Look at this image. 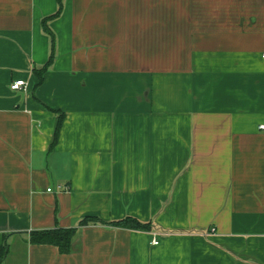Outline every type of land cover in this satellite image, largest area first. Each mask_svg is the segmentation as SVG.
Wrapping results in <instances>:
<instances>
[{
  "label": "crops",
  "instance_id": "obj_1",
  "mask_svg": "<svg viewBox=\"0 0 264 264\" xmlns=\"http://www.w3.org/2000/svg\"><path fill=\"white\" fill-rule=\"evenodd\" d=\"M263 54L264 0H0L1 264H264Z\"/></svg>",
  "mask_w": 264,
  "mask_h": 264
},
{
  "label": "trees",
  "instance_id": "obj_2",
  "mask_svg": "<svg viewBox=\"0 0 264 264\" xmlns=\"http://www.w3.org/2000/svg\"><path fill=\"white\" fill-rule=\"evenodd\" d=\"M37 74L39 76L38 84L43 80V68L41 70H37ZM61 123V119L58 121L57 129L59 128ZM101 222L98 219L93 218H85L81 220V225L88 224V222ZM105 223V222H101ZM108 225L116 228H125V229H132V230H140V231H151L152 223L151 222H143L139 221L138 219L132 216H126L122 219L109 221L107 222ZM75 235V229L69 228H56V229H48L42 231H35L31 234V242L38 243V244H53L56 245L60 252L67 253L71 249V241ZM5 250L1 249L0 251V264L1 259L3 258Z\"/></svg>",
  "mask_w": 264,
  "mask_h": 264
},
{
  "label": "built area",
  "instance_id": "obj_3",
  "mask_svg": "<svg viewBox=\"0 0 264 264\" xmlns=\"http://www.w3.org/2000/svg\"><path fill=\"white\" fill-rule=\"evenodd\" d=\"M263 57H264V54H263ZM25 86V81L23 79H20V80H15L13 81L11 84H10V89L13 90V91H16V90H19L21 89L22 87ZM262 130H264V125H261L260 127ZM48 191H50L51 189H47ZM152 243L156 244L157 241L155 239H153Z\"/></svg>",
  "mask_w": 264,
  "mask_h": 264
}]
</instances>
